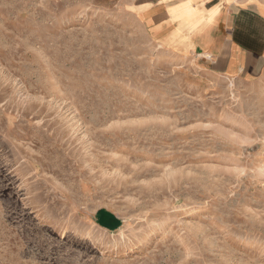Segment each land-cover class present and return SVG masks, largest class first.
<instances>
[{
  "label": "rangeland",
  "instance_id": "1",
  "mask_svg": "<svg viewBox=\"0 0 264 264\" xmlns=\"http://www.w3.org/2000/svg\"><path fill=\"white\" fill-rule=\"evenodd\" d=\"M0 264H264V69L117 0H0Z\"/></svg>",
  "mask_w": 264,
  "mask_h": 264
},
{
  "label": "crops",
  "instance_id": "2",
  "mask_svg": "<svg viewBox=\"0 0 264 264\" xmlns=\"http://www.w3.org/2000/svg\"><path fill=\"white\" fill-rule=\"evenodd\" d=\"M159 47L210 72L252 77L264 69V0H117Z\"/></svg>",
  "mask_w": 264,
  "mask_h": 264
},
{
  "label": "trees",
  "instance_id": "3",
  "mask_svg": "<svg viewBox=\"0 0 264 264\" xmlns=\"http://www.w3.org/2000/svg\"><path fill=\"white\" fill-rule=\"evenodd\" d=\"M95 220L99 226L105 229H113L115 226H113L114 217L106 215L104 212L99 211L95 214Z\"/></svg>",
  "mask_w": 264,
  "mask_h": 264
}]
</instances>
